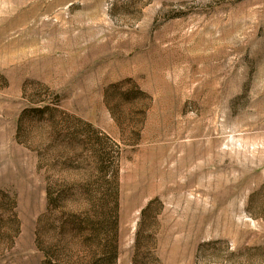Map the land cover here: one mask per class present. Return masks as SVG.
<instances>
[{
  "label": "rangeland",
  "instance_id": "374dc122",
  "mask_svg": "<svg viewBox=\"0 0 264 264\" xmlns=\"http://www.w3.org/2000/svg\"><path fill=\"white\" fill-rule=\"evenodd\" d=\"M0 264H264V0H0Z\"/></svg>",
  "mask_w": 264,
  "mask_h": 264
}]
</instances>
